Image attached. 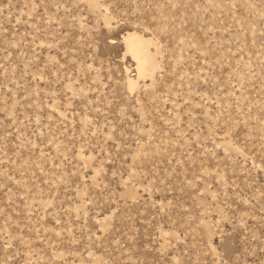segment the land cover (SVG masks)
<instances>
[{
  "label": "rangeland",
  "instance_id": "1",
  "mask_svg": "<svg viewBox=\"0 0 264 264\" xmlns=\"http://www.w3.org/2000/svg\"><path fill=\"white\" fill-rule=\"evenodd\" d=\"M0 264H264V0H0Z\"/></svg>",
  "mask_w": 264,
  "mask_h": 264
},
{
  "label": "bare ground",
  "instance_id": "2",
  "mask_svg": "<svg viewBox=\"0 0 264 264\" xmlns=\"http://www.w3.org/2000/svg\"><path fill=\"white\" fill-rule=\"evenodd\" d=\"M126 52L129 53L136 62V78L128 77V87L133 90L139 86V81L148 77H153L156 67L154 54L151 50L152 40L143 37L136 31L129 32L125 36Z\"/></svg>",
  "mask_w": 264,
  "mask_h": 264
}]
</instances>
